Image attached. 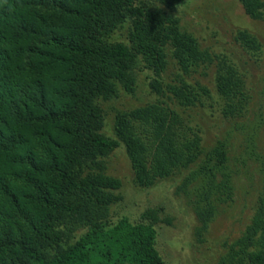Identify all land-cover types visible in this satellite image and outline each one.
<instances>
[{
    "label": "trees",
    "instance_id": "1",
    "mask_svg": "<svg viewBox=\"0 0 264 264\" xmlns=\"http://www.w3.org/2000/svg\"><path fill=\"white\" fill-rule=\"evenodd\" d=\"M236 2L261 19V0ZM211 3L0 0V264H165L155 242L173 216L163 202L136 219L114 208L126 201L121 179L106 173L115 151L134 188L167 182L170 196L184 199L204 264H264V193L221 252L206 245L235 178L248 171L257 188L264 174V142L258 155L251 137L241 138L246 148L227 143L254 105L253 80L230 46L214 52L181 22L183 7ZM230 39L259 48L242 28ZM138 90L144 102L114 105ZM252 155L261 162L255 174Z\"/></svg>",
    "mask_w": 264,
    "mask_h": 264
},
{
    "label": "rangeland",
    "instance_id": "2",
    "mask_svg": "<svg viewBox=\"0 0 264 264\" xmlns=\"http://www.w3.org/2000/svg\"><path fill=\"white\" fill-rule=\"evenodd\" d=\"M208 1L212 2L209 8L202 5L192 9L183 7L182 10H179L182 17L181 22L185 25L186 23H183V21L188 22L191 25L188 28L193 32L195 31V34L204 35L207 38L205 44L209 45L208 47L214 52H226V46H230L234 56L238 58L239 70L244 71L249 80H253L254 84L251 83L252 87L250 85H247V87L249 93L250 90H253V97H256L257 100L253 99L251 102L254 104L253 107H250L245 117L238 119L240 128L235 133L230 132L232 138L228 139L227 143L229 142L231 147H234L240 141L239 144L241 146L244 145L246 148L248 146L246 145L248 144L247 140L241 141V138L247 139L251 137L255 139L253 143L255 147L252 148L255 149V155H258V152L261 153L260 144L264 142V0H261L263 2V14L261 19L258 20L250 19L244 15L241 6L236 0ZM241 28L256 37L259 43L257 50L248 49L240 46L238 42L230 41V35H233L237 29ZM219 44H222L223 47L219 46ZM143 93L142 90H138L134 96L123 95L119 101H115L114 105L121 104L117 107L138 105L146 100ZM209 111L213 115L212 118H214L216 116L215 111L213 109H209ZM216 118L218 117L216 116ZM222 122L211 127V135H219L220 126H224ZM253 124L255 127L257 125V130H255ZM252 150L250 148V151ZM232 153L234 152L232 151ZM261 154L263 155L261 160L264 161V152ZM253 156L249 159V168L252 171L255 169L254 172L251 171L255 174L256 168H259L261 162ZM105 160L107 161L106 173L121 179L122 187L120 191L126 200L115 206L116 210L128 215L131 219H136L138 213L145 207L158 205L159 202H163L164 205L167 203L165 208L173 216L174 227L168 228L160 224L157 241L155 242V248L165 264H204L202 262L204 260L199 257L200 250L195 249L192 241L190 226L194 225L195 222L192 221V215L185 205L184 199L181 200L173 195L170 196L167 182H161L146 189L134 188L130 183L131 174L129 167L121 153L115 151ZM246 172L248 173V171ZM246 172L243 174L242 171V175L237 179L235 178L236 188L232 195V203L216 213L208 225L205 237H209L206 245L210 247V252L215 251L214 253L216 254L221 252L220 243L223 240L230 241L242 230L245 220L251 213L249 207L255 202L258 194L264 193V189L260 188L262 183L260 184L261 181H258V178L264 180V174H258L257 172L255 175L253 184L256 182L259 186L255 188L254 185L250 186L251 182L246 178ZM262 173H264V169ZM168 199L170 202H167ZM178 200L181 201L179 209L176 208ZM214 253L213 256L215 255L216 257L217 255ZM213 256L209 258L212 259V262H214ZM204 258L207 260V255Z\"/></svg>",
    "mask_w": 264,
    "mask_h": 264
}]
</instances>
